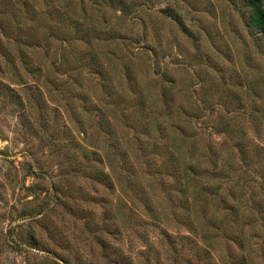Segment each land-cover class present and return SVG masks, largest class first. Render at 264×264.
<instances>
[{
	"label": "rangeland",
	"instance_id": "374dc122",
	"mask_svg": "<svg viewBox=\"0 0 264 264\" xmlns=\"http://www.w3.org/2000/svg\"><path fill=\"white\" fill-rule=\"evenodd\" d=\"M244 1L0 0V264H264Z\"/></svg>",
	"mask_w": 264,
	"mask_h": 264
},
{
	"label": "trees",
	"instance_id": "16d2710c",
	"mask_svg": "<svg viewBox=\"0 0 264 264\" xmlns=\"http://www.w3.org/2000/svg\"><path fill=\"white\" fill-rule=\"evenodd\" d=\"M244 11L248 15L249 25L259 29L264 36V0H245Z\"/></svg>",
	"mask_w": 264,
	"mask_h": 264
}]
</instances>
